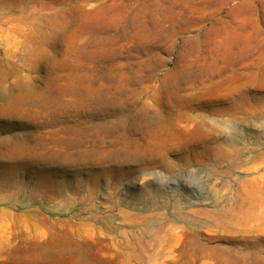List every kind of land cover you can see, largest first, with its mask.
Masks as SVG:
<instances>
[{
    "label": "rangeland",
    "instance_id": "rangeland-1",
    "mask_svg": "<svg viewBox=\"0 0 264 264\" xmlns=\"http://www.w3.org/2000/svg\"><path fill=\"white\" fill-rule=\"evenodd\" d=\"M262 68L264 0H0V264L264 261L254 229L192 212L252 174L202 161L199 122L264 170Z\"/></svg>",
    "mask_w": 264,
    "mask_h": 264
},
{
    "label": "bare ground",
    "instance_id": "bare-ground-1",
    "mask_svg": "<svg viewBox=\"0 0 264 264\" xmlns=\"http://www.w3.org/2000/svg\"><path fill=\"white\" fill-rule=\"evenodd\" d=\"M230 9H231V11H233L232 8H230ZM234 13H237V12H234ZM260 15L258 14V16H260ZM249 73L251 74V76L252 75L254 76L255 80L257 79L260 83L264 84V69L263 68H262V70H260L258 72H253L252 73V71H251ZM244 97L246 99L245 95H244ZM260 99L262 101V100H264V97H262ZM237 100H238V97H237ZM234 108H236V107H234ZM232 109H233V107H232ZM230 112H231V110H230ZM210 119H209L208 122L201 121V122L198 123V126H199L200 130H202L205 133H208V134L211 135L208 139H206V140L203 139L204 142H201L198 139L201 142L199 144V146L201 145V146L204 147L203 150H201L202 153H203V157H202L203 160L202 161H204V160L206 161V159H213L214 162L216 161L218 163V165H222L223 161L227 160V161L230 162L229 165H228V167L230 169H234L233 166L242 167L243 164H245V166H243L244 169L249 171V172H251L252 174L248 175L247 177H243V178L241 177L240 178L239 183H238V187L235 188V191L232 190L233 194L230 196V198H232V202H229L230 203L229 205H221L219 208L216 207V208H211V209H209V208L194 209V210H192V212L194 214H196V215L203 216L206 219H207V217H212V219L214 221V224L216 226H219V227L223 228L225 231L226 230L235 231V230L241 229V230H244L247 233L248 231L249 232L251 231V229H249V228H252L259 235L264 236V170L262 172H259V173L255 174L254 173L256 171L255 169L258 168L259 165L256 164V162H254V164L252 166H249V165H247V163H249V162L246 161L247 159H244V157H243V152L244 151L246 152V150L248 151V150H250L252 148L260 147V145H257L254 140H250V139L248 140V142L240 141L239 137L242 135V134L240 135V132H239V134H236V135H230L229 136L227 134L228 135L227 137H223L220 134L224 133L225 129L228 128V126H229L228 121H219L218 120L219 121L218 122V121H210ZM192 120H193V118H192ZM207 120H208V118H207ZM245 137H247V136H245ZM204 138H206V137H204ZM196 153H195V155H196ZM261 153L264 154V150H262ZM246 156H247V154H246ZM261 161H264V159H262ZM200 162H201V160H200ZM200 162H198V163H200ZM225 189L226 190L229 189L227 183H224L222 185V189H220V190L216 189V191H221V190H225ZM0 199H1V197H0ZM10 201H11V199H10ZM125 215H126L125 217L127 219L128 214H125ZM147 220H148V214H139L137 216L138 225L142 224V223H140V221L146 222ZM150 220L151 221H149V222L147 221L148 225L151 222H155L153 219H150ZM126 221H128V220H126ZM147 222L145 224H147ZM139 227L140 228H138V231L141 233L145 227H141V226H139ZM167 230L170 233L171 232H175V227L171 226V227L167 228ZM122 233L124 235L123 237H125L124 240H123L124 245L128 249H129L130 246L133 248L134 245H133L132 241L130 240V238L128 237V233L125 230ZM111 239L115 240L113 237H111ZM137 243L138 244L140 243V239L137 240ZM49 251H51V250H49ZM131 254H133V253L131 252ZM247 256H248V254H245L244 252L241 255L238 254L237 256L228 255V257H226L225 259L224 258L221 259V260H223V262L221 264H264V261H262L260 257H249V258H247ZM67 258H68V260L69 259L70 260H72V259L75 260V258H73L71 256H69ZM70 263H71V261H70Z\"/></svg>",
    "mask_w": 264,
    "mask_h": 264
}]
</instances>
